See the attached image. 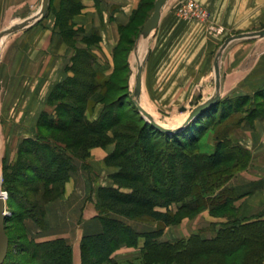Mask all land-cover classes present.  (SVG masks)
<instances>
[{
    "label": "trees",
    "instance_id": "16d2710c",
    "mask_svg": "<svg viewBox=\"0 0 264 264\" xmlns=\"http://www.w3.org/2000/svg\"><path fill=\"white\" fill-rule=\"evenodd\" d=\"M82 8L81 0H61L60 8L54 12L56 24L68 42L77 36L71 28H75L71 19ZM152 8V2L140 3L122 32L114 56L124 41L131 50ZM92 34L99 43L96 30L83 36ZM78 52L69 66L74 74L58 83L50 94L48 104L54 102L55 113L42 112L36 139L28 136L20 142L16 161L10 166L13 172L10 178L18 190L14 194L15 188L5 186L10 243L3 264H73L70 242L65 238L37 241L30 237L26 221L32 219L43 227L46 205L63 195L75 168L73 160L85 161L93 147L110 145L113 139L110 130L116 126L115 119L124 113L115 108L123 107L118 104L119 98H112L122 80L107 77L106 68L96 67L88 49L81 48ZM117 71L132 74L126 64ZM90 101L103 105L96 119L85 114L92 111ZM248 102L250 109L244 112L239 124L228 134H217L213 151L203 152L202 138L210 127L242 111ZM130 103L142 124L130 136L132 142H116L106 157V163L117 169L111 175L113 184L97 189V209L103 229L82 237V264H264V212L242 216L236 204L242 197L264 188V180L234 185L233 178L250 167L253 156L231 137L243 120L252 122L264 113V89L253 95L222 98L177 132L153 126L139 112L133 97ZM115 136L127 138L121 133ZM28 154L35 160L28 158ZM206 209L214 217L225 218L223 222H213L216 229L212 236L204 237L202 232L195 231L176 240L160 239L166 227L192 219ZM130 221L155 222L156 227L139 232ZM9 223L21 224L25 232L12 236ZM141 237L144 246L139 259L120 262L113 256L123 246H137Z\"/></svg>",
    "mask_w": 264,
    "mask_h": 264
},
{
    "label": "crops",
    "instance_id": "0c3cea01",
    "mask_svg": "<svg viewBox=\"0 0 264 264\" xmlns=\"http://www.w3.org/2000/svg\"><path fill=\"white\" fill-rule=\"evenodd\" d=\"M155 1L81 0L83 8L71 22L82 30V35L98 31L100 55L110 62L112 69L124 28L142 2L153 3V8L148 10L149 18ZM185 1L166 0L156 27L147 37H141L138 61L148 50L142 84L146 101L194 100L200 104L207 100L216 93L215 61L225 39L264 27V0H194L207 10L204 19L182 16L178 9ZM41 4L42 0H0V32L33 17ZM73 55L72 45L56 24L55 13L4 38L0 55V167L13 159L20 142L36 131L42 112H51L50 94L58 83L73 75L69 69ZM220 73L221 99L253 95L264 89V37L241 38L229 43L220 59ZM101 110L98 104L89 112L90 117L98 118ZM231 137L253 156L250 167L233 179L234 185L264 180V113L252 122L243 120ZM112 150L111 145L96 146L85 161L76 158L63 195L46 205L43 227L32 219L26 221L30 237L37 241L65 238L70 242L73 264H82V237L103 229L97 209V189L113 184L111 175L116 169L106 163ZM236 204L242 216L264 212V188L242 197ZM201 219L209 223L225 221L206 209L192 219L166 227L160 239L181 238L184 232L179 233L186 224L191 223L196 230ZM130 223L139 232L156 227L155 222ZM143 246L141 237L137 246H123L113 256L120 262L139 259Z\"/></svg>",
    "mask_w": 264,
    "mask_h": 264
},
{
    "label": "rangeland",
    "instance_id": "374dc122",
    "mask_svg": "<svg viewBox=\"0 0 264 264\" xmlns=\"http://www.w3.org/2000/svg\"><path fill=\"white\" fill-rule=\"evenodd\" d=\"M60 3H61V0L52 1V5H51L50 10L48 11L47 17L51 14L54 15V12H56L58 8H60ZM145 23L141 27L140 32H138V36L136 37L135 43L133 47L131 48V50L128 49V47H130L129 43L125 41L122 42L121 46L119 47L120 49L119 53L113 58V68L112 69H110L111 68L110 62L108 60H105L100 55V45L97 41V38H95V35L92 34L90 37H84L81 34L82 32L81 29H75L72 25H70L72 26L71 28L76 31V35H77L75 36V38L69 41L74 49V53H77L78 49H81V48L88 49L92 53L91 58L93 60V64L96 67L106 68L105 74L107 77H115V78H119L122 80L121 83L120 81L118 83V86H117L118 92L116 91L114 94H112V98L116 99L118 97L119 98L118 104L123 106L122 109L115 107L116 110L118 112H122L121 110H123L124 112L120 114L117 119H115L117 122L116 126L112 127L110 130V134L113 136L112 143L110 145L112 146L113 149L115 148L116 142H132L133 139L130 136H132V134H134L135 131H137V128L142 124L141 117H138L136 115V112L133 110V108L130 105L131 104L130 99L131 97L134 98L135 75H136V71L138 67V57L141 52V44H142L141 37H142V31L144 29ZM123 64H126V67L127 65L132 67L133 74L128 76L126 71H117V68L122 67ZM77 65H80L79 62H77ZM126 76H128V78ZM120 84H124V85L121 86ZM141 101H142L143 106L147 108L161 124H164L166 126H177L178 124H180L186 118V116L188 115V112L195 106L194 100H191L190 102H187V101L186 102H159V101H151V100L146 101V97L144 98V95H141ZM98 104L99 103L97 102L90 101V108L92 107L91 108L92 111L90 113L94 111L95 107ZM101 106L103 107L102 104ZM181 106L182 107L185 106L187 110L182 111ZM49 108L51 112H54L52 110L53 108L55 110L54 102H52V105H50ZM260 108L262 109V107ZM249 109H250V102H248L247 105L244 108H242V111L235 113L224 120H220L219 122L216 121L215 124L210 127V129L206 132V134L202 138V144H201L202 151L206 153L212 152L215 146L216 139H217V134H220L221 132H224V134H228V131L232 130L233 127L239 124L242 117L245 116L244 112L248 111ZM90 113L89 111H86L85 114L87 117L92 119L90 117ZM118 133L127 135V138L126 139L117 138L115 135ZM43 135L47 136V133L44 132ZM30 137H32L33 139H36L37 132L36 133L34 132ZM17 155H18V148L16 149L15 157L13 159H10V161H8L7 163L8 165L4 163L3 167H0V186L2 187L4 191L7 192V194H8V191L5 188V186L7 185L10 188L16 189L14 191L15 193L13 192L14 194H16V191L18 190V188L14 186L15 182H13V180L10 178V176L13 173L12 168H10V166L12 163L16 161ZM26 156H28V158L35 160V157H32L31 154H28ZM86 168L89 169L88 166H86ZM114 168L117 169V167H114ZM240 173H238L237 176ZM6 204H7V210H8V199L6 200ZM15 206H16L15 208L17 209L18 206L16 204ZM176 207H177V204L174 203L173 208L176 209ZM140 223L148 224L147 222H140ZM9 224H10L9 233L12 236L16 237L19 233L22 234L25 232V229L21 224H18V223H9ZM215 229H216V225H214L213 223H209L205 221L204 219H201L200 227H198L196 230L195 229L193 230L191 223H188L184 226V230L180 231L181 233L179 234H182V232H184L185 236H189L191 233L195 231L202 232V234H210L214 232Z\"/></svg>",
    "mask_w": 264,
    "mask_h": 264
},
{
    "label": "water",
    "instance_id": "95a60500",
    "mask_svg": "<svg viewBox=\"0 0 264 264\" xmlns=\"http://www.w3.org/2000/svg\"><path fill=\"white\" fill-rule=\"evenodd\" d=\"M52 0H42L41 7L39 11L33 16L29 18H25L20 22L14 23L11 26L5 28L0 32V55H1V49L3 45V40L4 38L11 34L14 33L18 30L25 29L29 27L30 25H33L40 20H42L49 11L50 4ZM166 0H156L154 2V10L151 14V16L148 18V20L145 23L144 29L142 31V36L147 37V35L156 27L160 14H161V9L162 6ZM256 37H264V27L253 30V31H247V32H240L233 34L225 39L223 44L221 45L216 61H215V84H216V93L208 98L207 100L203 101L202 103L196 105L193 107L189 112L186 118L177 126H166L164 124H161L155 117L154 115L143 106L141 102V95H142V84H143V71H144V65L146 63V60L148 58V50L145 53V56L143 58V61L138 63L136 75H135V86H134V102L139 110V112L142 114V116L152 123L153 126L167 132H177L179 130L184 129L186 126H188L191 121H193L199 114H201L203 111L206 109L214 106L219 102L221 99V73H220V59L222 56L223 51L225 48L228 46L229 43L236 39H241V38H256ZM182 111H186L187 108L185 106L181 107ZM8 194L6 191L2 189L0 186V264H3L7 255H8V250H9V243H10V238L9 235L7 234L6 230V220L7 216L9 214L7 210V200Z\"/></svg>",
    "mask_w": 264,
    "mask_h": 264
},
{
    "label": "built area",
    "instance_id": "2783aa9c",
    "mask_svg": "<svg viewBox=\"0 0 264 264\" xmlns=\"http://www.w3.org/2000/svg\"><path fill=\"white\" fill-rule=\"evenodd\" d=\"M178 12L187 18L204 19L208 16L207 10L194 0H187L182 3L178 9Z\"/></svg>",
    "mask_w": 264,
    "mask_h": 264
},
{
    "label": "bare ground",
    "instance_id": "6f19581e",
    "mask_svg": "<svg viewBox=\"0 0 264 264\" xmlns=\"http://www.w3.org/2000/svg\"><path fill=\"white\" fill-rule=\"evenodd\" d=\"M145 56V55H144ZM144 58V57H143ZM143 58L142 59H140L139 61H138V63H140V62H142L143 61Z\"/></svg>",
    "mask_w": 264,
    "mask_h": 264
}]
</instances>
